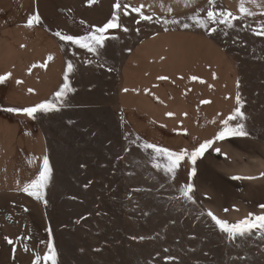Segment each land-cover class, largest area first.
Returning a JSON list of instances; mask_svg holds the SVG:
<instances>
[{"label":"crops","instance_id":"obj_1","mask_svg":"<svg viewBox=\"0 0 264 264\" xmlns=\"http://www.w3.org/2000/svg\"><path fill=\"white\" fill-rule=\"evenodd\" d=\"M217 1L239 19L264 16V0H245L253 15L239 12L240 0ZM115 2L0 0V76L11 74L0 82V264H33L36 255L43 257L48 239L42 205L22 191L42 170L45 136L37 116L16 110L52 100L62 86L69 62L64 44L71 42L55 33L78 36L94 30L92 26H103L117 11ZM207 2L120 0L121 5H143L145 15L162 19L180 18ZM36 12L40 23L27 27V19ZM118 71V109L127 130L144 144L190 152L213 139L220 121L237 107V80L227 54L189 29L148 32L126 49ZM205 100L210 103H201ZM194 167L195 195L207 212L229 223L249 213L264 214V144L250 137L215 141Z\"/></svg>","mask_w":264,"mask_h":264},{"label":"rangeland","instance_id":"obj_2","mask_svg":"<svg viewBox=\"0 0 264 264\" xmlns=\"http://www.w3.org/2000/svg\"><path fill=\"white\" fill-rule=\"evenodd\" d=\"M210 9L225 10L214 0L180 18L139 23L130 8L129 15L117 10L119 24L129 31L109 29L98 54L64 44L74 65L67 73L74 91L59 102L53 96L59 111L36 115L52 174L44 200L33 197L45 211L47 245L54 244L58 264H264V231L234 239L221 231L194 190L192 200L184 195L193 184L190 160L185 157L174 176L167 172L166 158L142 147L116 103L126 49L148 32L188 24L185 29L213 40L233 66L246 119L230 125L243 123L247 137L264 144V35L257 34L264 16L237 18L229 27L207 21ZM193 17L207 21L206 26Z\"/></svg>","mask_w":264,"mask_h":264},{"label":"snow or ice","instance_id":"obj_3","mask_svg":"<svg viewBox=\"0 0 264 264\" xmlns=\"http://www.w3.org/2000/svg\"><path fill=\"white\" fill-rule=\"evenodd\" d=\"M98 0H88V4L92 5L94 3H97ZM185 2H190V0H185ZM209 4L213 5L214 0H209ZM131 7L128 4H124L123 6L120 3V0H116V2L113 4V8L115 10H118L119 12H122L124 15H129L128 8ZM143 5L139 7H131V11L134 13H137L139 15V20L136 22L139 23L141 20L151 21L152 16L145 15L142 12ZM170 11V9H169ZM239 12L243 15H253L252 12L249 11L248 8L245 7V0H240L239 5ZM207 21H211L213 23H221L226 24L229 27L232 26L231 21L234 19H237V16L234 15L230 11L221 10L219 12L214 10H208L207 11ZM120 16L117 11H114L112 14V17L108 20L107 23H105L103 26H92L94 30L89 31L88 33L84 35H65L61 32H56L55 35L58 36L61 40L71 42L74 45L79 46V48L86 49L88 52L93 54H98V49L103 48L105 46V41L108 39V37L105 35L109 29H116V28H122L124 32H128L129 29L127 27H124L119 24ZM194 22L198 24L201 27H205L207 21L193 17ZM41 21V17L39 16L38 12L33 13L26 21L27 27H33L36 24H39ZM83 23V21L81 22ZM165 23H168V21H165ZM173 23H176V21H173ZM185 28L189 27L188 24L183 25ZM137 31H139L137 29ZM212 31H215V29H212ZM258 35H264V27H262L261 31L257 33ZM23 47V45H22ZM49 61L53 59L51 55L47 57ZM37 65H33L32 67H36ZM40 67H46V64L39 65ZM67 71L64 76V83L59 88L58 91L54 93L55 100L57 102L62 101L68 92L74 91V89L71 88L69 83V77L67 73H72L74 70V65L69 61L67 63ZM111 70V69H109ZM31 71V69H29ZM11 74H7L5 76H0V82H3L10 76ZM160 80H166L168 77L160 76L158 77ZM192 80L199 79L196 76L191 77ZM203 83V81H201ZM29 91H33L32 89H29ZM127 91V89H125ZM237 104L239 105L236 107L229 116L223 120L220 121L222 127L216 135L213 137V139L206 140L199 144L198 147L191 150L189 152L188 149H181L179 152L157 146L156 144H150L145 143L143 144V148L145 150L152 149L153 152L157 156H162L166 158L167 163L164 164V168L167 172L172 173L173 176L175 175L176 171L182 164V162L185 160V157H187L191 164L193 165L190 176H194L196 173V168L194 165L196 164V161L198 158H202L204 153L212 147L215 141H222L226 138L230 137H247L249 136V133L245 129V125L241 122H237L234 126L230 125L229 121H236L237 118H239L240 121H243L246 119L245 114L243 111H241V108L243 107L241 103V98L239 94L236 97ZM201 103L207 104L210 103V101H202ZM11 111V109H10ZM16 111H22L26 116L35 119L37 113H49L52 111H59V108L57 107V103L53 100H46L42 101L41 103L32 106L27 107L21 110ZM167 115L172 116L173 113H168ZM186 115V114H185ZM215 123V120L213 121ZM215 151L217 153L220 152L219 148H216ZM156 168H160L161 165L159 163L154 164ZM83 167V165H82ZM52 174V168L49 163V159L47 156L43 157V167L42 170L39 171L36 178L32 179L29 183L25 184L22 188V191L27 193L29 196L34 197L36 200H44V193L43 189L48 185ZM233 179H242V177H233ZM248 179H251L250 177ZM194 190V185L189 183L185 189H184V195L187 197V199L192 200L193 197L189 195ZM45 204L47 201H44ZM262 208H264V205H261ZM227 211V210H225ZM208 215L215 221L216 225L220 228L221 231L227 233L230 238H235L236 236H243L247 233H253V230L256 231H264V214L261 215H255L253 213H249L247 217L244 219L236 222V223H229L226 220L220 219L217 216H215L211 211H209ZM49 232L51 230L49 229ZM8 244H14V241L10 238L5 237ZM133 239H136V237H133ZM139 239L143 240L144 237H139ZM24 250L28 251L27 245L24 246ZM15 251V249H13ZM169 259H174L172 257H169ZM41 261L44 262V264H58V253L54 246V244L50 241L47 245V251L41 257L40 255H36L33 260V264H41Z\"/></svg>","mask_w":264,"mask_h":264}]
</instances>
